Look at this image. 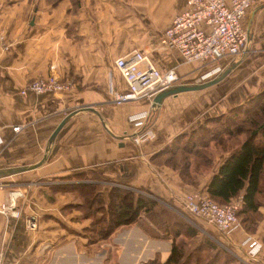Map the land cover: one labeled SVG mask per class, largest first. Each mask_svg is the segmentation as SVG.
<instances>
[{
	"label": "crops",
	"instance_id": "crops-1",
	"mask_svg": "<svg viewBox=\"0 0 264 264\" xmlns=\"http://www.w3.org/2000/svg\"><path fill=\"white\" fill-rule=\"evenodd\" d=\"M185 8V0H0V236L7 264H154L167 258L172 240L156 236L162 231L145 215L139 219L155 234L135 222L90 243L83 227L93 217L79 210L83 199L77 191L63 185L96 182L105 195L114 185L130 187L173 209L171 200L181 193H207L212 175L247 137L236 134L239 141L230 149L212 140V164L195 182L155 158L178 134L264 90V0H254L245 18L242 51L207 63L187 62L164 43L165 30ZM134 50L145 51L162 69L176 68L174 84L203 83L231 70L210 86L169 94L161 102L154 96L116 104L113 90L128 83L115 59ZM51 72L69 86L21 93L29 81ZM142 111L149 112L144 129L151 136L138 143L130 117ZM235 200L241 205V197ZM3 203L21 216L3 212ZM260 210L258 251L243 244L249 233L243 227L217 237L241 264H264V203ZM27 217L37 227H27Z\"/></svg>",
	"mask_w": 264,
	"mask_h": 264
},
{
	"label": "trees",
	"instance_id": "trees-1",
	"mask_svg": "<svg viewBox=\"0 0 264 264\" xmlns=\"http://www.w3.org/2000/svg\"><path fill=\"white\" fill-rule=\"evenodd\" d=\"M240 132H247V137L212 175L207 193L222 204L241 197L237 211L241 224L247 232H256L262 218L260 207L264 203V90L231 112L207 117L194 130L178 134L155 158L179 169L185 181L195 182L196 174L212 164L209 155L213 149L212 140L221 141L223 148L230 149L231 142L239 141L236 134ZM69 187L82 197L80 205L90 208L89 213L94 214L95 208L96 211L106 210L101 217L102 221H107L105 229H97L102 237L121 225L137 222L143 211L152 214L158 210L155 208L157 204L172 210L159 200L130 187L114 185L108 195L103 193L101 184L91 181L63 185V188ZM95 202L97 207H93ZM179 218L169 217L163 226L150 219L162 231L156 236L172 240L169 255L164 260L157 259V264H241L227 245L218 241V235L202 231V224L192 221L187 215ZM138 223L149 228V231L145 228L148 233L155 234L153 226L144 221Z\"/></svg>",
	"mask_w": 264,
	"mask_h": 264
},
{
	"label": "built area",
	"instance_id": "built-area-1",
	"mask_svg": "<svg viewBox=\"0 0 264 264\" xmlns=\"http://www.w3.org/2000/svg\"><path fill=\"white\" fill-rule=\"evenodd\" d=\"M185 1L186 8L175 14L171 25L164 32L165 45L177 48L187 62L207 63L242 51L248 40L245 18L254 0ZM115 66L128 83L125 90H113V101L116 104L140 98L152 99L159 91L173 85L179 79L176 68L162 69L156 66L142 50L118 56L115 59ZM68 86L69 83L62 82L55 72H51L46 77L29 81L21 89V93L59 91ZM148 116L149 112L142 111L130 117L133 127L137 129L134 140L138 143L151 136V133L144 129ZM19 127L17 125L14 128ZM179 197L188 211L204 217L227 233L241 225L237 214L240 200L222 204L202 191L181 193ZM1 210L9 215L21 216L19 209L6 203L2 204ZM25 224L29 228L37 227L34 217L25 218ZM244 243L251 248L249 252H256L261 245L259 239L251 234L245 238ZM0 264H7L6 247L1 236Z\"/></svg>",
	"mask_w": 264,
	"mask_h": 264
},
{
	"label": "rangeland",
	"instance_id": "rangeland-1",
	"mask_svg": "<svg viewBox=\"0 0 264 264\" xmlns=\"http://www.w3.org/2000/svg\"><path fill=\"white\" fill-rule=\"evenodd\" d=\"M179 196H180V194L175 197L176 199H173V201L171 200V204L175 207L171 211L169 209H166L163 205L157 204V206L155 207L156 209H158L157 211H154L152 214H147L146 212L143 211L142 212V215H145L146 217H148L147 215H149L150 217H152V218H150L151 220L154 219V220L157 221L158 224H160L161 226H163L164 223H166L169 220V217H174V219L175 218L176 219H180L179 217L180 216H184V214H185L188 217H190V219L192 221H194V220H195V222H198L199 221L201 224L206 225L208 227L207 228L208 232L213 233L215 235H219V234H225V235H227V234H230V233L234 232L238 228L243 227L242 224H241L240 227H237V228L233 229L230 233H227L226 231H224V230L220 229L218 226H216L214 223L209 222L204 217H201V216H198V215H194L193 213H191L190 211H188L184 207L183 202L180 200V197ZM90 198H91V195L87 199L89 200ZM81 201H83V200H81ZM224 204H226V203H224ZM96 205H98V203L95 202L94 205H93V207H97ZM78 207H79V210H81L85 215H91L93 217V221L89 225H87L86 227H83V233H85V234L87 233L90 236L89 237L90 243H93V244L98 243L97 241H95L97 239H101V240L104 239V241H106V239L109 238L113 234V232H115L117 230L118 227L115 228L112 233L109 232L108 236L102 237L100 235L101 233H98L97 232V229L98 228L105 229V225L107 224L106 223L107 221L106 222L105 221H102L103 219H101V217L105 214V211L106 210L103 211V209H100V210L96 211V208H95L94 214H91V213L88 212V209L90 211V208H88L87 206L84 207L83 205L78 204ZM87 212H88V214H87ZM98 215H101V216L98 217ZM144 220H145L144 218H142V219H139L138 218L137 223H138V221H144ZM240 223H241V221H240ZM94 224H97V225L94 226ZM138 225H139V223H138ZM139 226H140V228L143 231L147 232L146 229L149 231V228H147L146 226H144V225H139ZM158 228H160V226H158ZM257 229H258V227H257ZM257 229L255 230L256 232H257ZM256 232H249L248 235H246V236H249L250 234H253L254 235ZM92 236L95 237L94 238L95 240L92 239ZM258 239L261 242V245L258 247V250H259L263 246V242H262V240L260 238H258ZM244 240H245V238H244ZM244 240H243V244L247 246L248 250L251 249L247 244L244 243ZM107 244L108 243H106V245ZM111 249H112V247H111ZM157 259L154 260V262L156 264H157V261H156Z\"/></svg>",
	"mask_w": 264,
	"mask_h": 264
},
{
	"label": "water",
	"instance_id": "water-1",
	"mask_svg": "<svg viewBox=\"0 0 264 264\" xmlns=\"http://www.w3.org/2000/svg\"><path fill=\"white\" fill-rule=\"evenodd\" d=\"M231 70V68H227L225 69L220 75H218L215 78H212L208 81H205L203 83H198V84H173L169 87H166L164 89H162L161 91H159V93H157L156 97H155V101L157 102H161L163 100L164 97H166L169 94H174L177 93L179 91L182 90H189V89H197V88H204L207 86H210L216 82H218L219 80H221L222 78H224L227 73ZM67 118L64 119L60 125L56 128V130L53 133V138L56 136V134L58 133V131L61 129V127L63 126V124L66 122Z\"/></svg>",
	"mask_w": 264,
	"mask_h": 264
}]
</instances>
